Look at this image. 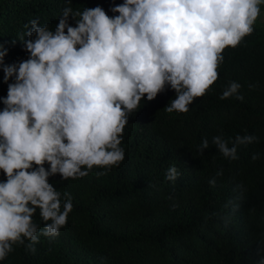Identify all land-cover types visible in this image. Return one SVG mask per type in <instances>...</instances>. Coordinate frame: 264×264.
Returning a JSON list of instances; mask_svg holds the SVG:
<instances>
[{
  "label": "clouds",
  "instance_id": "obj_1",
  "mask_svg": "<svg viewBox=\"0 0 264 264\" xmlns=\"http://www.w3.org/2000/svg\"><path fill=\"white\" fill-rule=\"evenodd\" d=\"M261 5L264 0H123L109 15L100 5L81 10L65 0L54 30L32 19L17 34L26 59L4 63L8 49L0 43L7 84L0 97V261L14 245L35 253L41 237L59 236L73 196L49 178L77 180L102 169L95 171L99 178L118 167L125 158L124 129L144 99L170 88L175 98L164 110L187 113L206 95L219 78L224 50L253 33ZM241 87L228 81L219 99L243 101ZM259 142L246 130L228 136L220 128L211 142L201 139L197 152L211 143L235 161L242 148ZM260 158L259 151L250 157ZM180 175L170 165L164 179L174 183ZM222 175L218 169L209 186ZM236 187L245 191L242 183ZM167 199L178 207L174 197ZM37 209L42 227L34 220Z\"/></svg>",
  "mask_w": 264,
  "mask_h": 264
},
{
  "label": "trees",
  "instance_id": "obj_2",
  "mask_svg": "<svg viewBox=\"0 0 264 264\" xmlns=\"http://www.w3.org/2000/svg\"><path fill=\"white\" fill-rule=\"evenodd\" d=\"M122 2L72 0V7L100 5L113 15L110 6ZM63 7L65 0H0V43L8 49L4 63L27 58L17 39L26 23L38 19V25L48 23L54 30ZM260 21L239 46L224 50L218 80L189 105L187 113L164 110L175 98L170 88L152 101H142L124 129L125 158L118 167L99 178L95 171L102 169L77 180L63 181L59 174L50 177L58 190L73 196L66 226L53 240L41 237L35 253L14 245L0 264H258L264 257V25ZM230 80L242 85L243 101L219 99ZM257 82V88H248ZM6 94L0 69V97ZM220 128L228 136L246 130L260 142L242 148L235 161L222 157L211 143L198 153L201 139L211 142ZM255 151L261 158L253 162ZM170 165L181 173L174 183L164 179ZM221 168L223 175L216 176L215 186L210 187L209 179ZM238 183L244 185L243 193ZM168 196L178 207L171 208ZM34 220L43 226L38 209Z\"/></svg>",
  "mask_w": 264,
  "mask_h": 264
},
{
  "label": "rangeland",
  "instance_id": "obj_3",
  "mask_svg": "<svg viewBox=\"0 0 264 264\" xmlns=\"http://www.w3.org/2000/svg\"><path fill=\"white\" fill-rule=\"evenodd\" d=\"M259 19L261 20L260 22H262L263 25H264V15H263V14L261 15V17H260ZM259 19H258V20H259Z\"/></svg>",
  "mask_w": 264,
  "mask_h": 264
}]
</instances>
